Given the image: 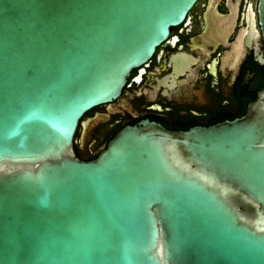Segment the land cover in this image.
<instances>
[{"label": "water", "instance_id": "water-1", "mask_svg": "<svg viewBox=\"0 0 264 264\" xmlns=\"http://www.w3.org/2000/svg\"><path fill=\"white\" fill-rule=\"evenodd\" d=\"M196 1L0 0V264H264V89L234 120L75 151Z\"/></svg>", "mask_w": 264, "mask_h": 264}, {"label": "flooded vegetation", "instance_id": "flooded-vegetation-1", "mask_svg": "<svg viewBox=\"0 0 264 264\" xmlns=\"http://www.w3.org/2000/svg\"><path fill=\"white\" fill-rule=\"evenodd\" d=\"M258 3L197 0L152 57L132 69L121 95L84 114L75 134L77 156L93 159L113 133L145 119L186 131L244 116L257 100H246L247 93L264 89L258 88L264 73Z\"/></svg>", "mask_w": 264, "mask_h": 264}, {"label": "trees", "instance_id": "trees-1", "mask_svg": "<svg viewBox=\"0 0 264 264\" xmlns=\"http://www.w3.org/2000/svg\"><path fill=\"white\" fill-rule=\"evenodd\" d=\"M259 82H258V85L260 86V87H258V88H263L264 87V73L261 75V77H259V80H258ZM248 94V96H247V99L246 100H248V101H252V100H254L256 97H257V90L256 91H250V92H248L247 93ZM246 107V106H245ZM115 133H113L112 134V138L116 135H114ZM111 138V139H112ZM110 138L108 139V140H106L105 141V147L107 146V144H108V142L111 140ZM98 155H95V156H93V159H95L96 157H97ZM87 160H92V159H87Z\"/></svg>", "mask_w": 264, "mask_h": 264}]
</instances>
